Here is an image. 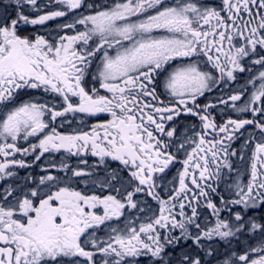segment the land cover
<instances>
[{"label": "snow or ice", "instance_id": "obj_1", "mask_svg": "<svg viewBox=\"0 0 264 264\" xmlns=\"http://www.w3.org/2000/svg\"><path fill=\"white\" fill-rule=\"evenodd\" d=\"M221 242L264 264V0H0V264Z\"/></svg>", "mask_w": 264, "mask_h": 264}, {"label": "flooded vegetation", "instance_id": "obj_2", "mask_svg": "<svg viewBox=\"0 0 264 264\" xmlns=\"http://www.w3.org/2000/svg\"><path fill=\"white\" fill-rule=\"evenodd\" d=\"M50 28H51V22H50L49 30H50ZM214 95H215V93L209 94L208 95V99L211 100ZM204 102H206L205 99L204 98H201V103H204ZM236 146L239 147L238 144ZM23 174H24V172L22 170L21 171V175H23ZM216 246L218 248V251H219L220 255L216 259H214L212 261V264H222V261L225 258L224 254L227 252L228 249H227V246L223 242L219 243ZM233 247H235V244L233 245Z\"/></svg>", "mask_w": 264, "mask_h": 264}]
</instances>
